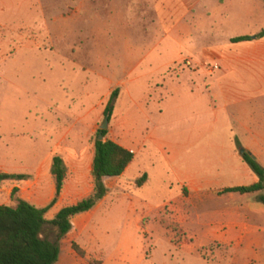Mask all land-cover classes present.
Segmentation results:
<instances>
[{"label": "rangeland", "instance_id": "rangeland-1", "mask_svg": "<svg viewBox=\"0 0 264 264\" xmlns=\"http://www.w3.org/2000/svg\"><path fill=\"white\" fill-rule=\"evenodd\" d=\"M131 2L0 0V155L7 151L16 173H25L27 180L36 171L23 167L53 156L64 159L67 182L77 162L87 174L110 95L116 88L122 93V85L110 81L132 78L126 79L115 64L120 39L127 35L134 45H147L149 19L156 17L152 9L143 14ZM103 35L114 42H102ZM149 72L144 69L137 75L141 79L129 85L134 97L118 99L106 137L129 146L138 157L142 154L127 177L105 180V201L72 219L71 231L59 242L58 264H218L214 255L220 240L214 227L239 231L249 226L242 236L256 240L255 228L264 225V205L257 202L264 191L219 199L223 187H207L199 194L198 186L181 182V171L215 175L221 164L226 171L233 166L231 160L221 161L232 155L233 145L218 133L221 123L210 111L203 76H193L185 65L163 75ZM194 82L197 93L192 97L187 87ZM211 131L216 134L201 135ZM150 133L158 144L177 149L176 158L169 160L147 143ZM217 145L222 153L215 151ZM248 155L264 168V155ZM249 171L252 177L232 169L225 178L244 182L235 186H250L259 178ZM144 175L146 182L137 186ZM222 208L233 210L222 213ZM43 236L58 241L51 225ZM73 243L93 253L79 258ZM172 243L188 247L181 250Z\"/></svg>", "mask_w": 264, "mask_h": 264}, {"label": "crops", "instance_id": "crops-1", "mask_svg": "<svg viewBox=\"0 0 264 264\" xmlns=\"http://www.w3.org/2000/svg\"><path fill=\"white\" fill-rule=\"evenodd\" d=\"M128 1H132L135 9L143 14L147 12V9H152L156 17L149 19L148 24L152 29L149 41L144 42L148 43L147 45H134L129 36L121 37L120 41L123 43L120 50L121 55L118 60H115V64L126 79L132 78L128 82L119 81L114 84L110 81V83L122 85V93L119 98L121 99L124 95L128 98L134 97L129 85H135L141 79L137 75L143 73L144 69L145 71L149 69V74L161 73L163 75L185 65L193 76H203L210 111L221 123L218 133L224 134L233 145V148L229 150L232 155L227 159L222 158L221 161L225 163L231 160L233 166L226 167L228 169L226 171L221 164L222 167L217 168L215 175L200 172L184 174L181 171L180 178L182 183L198 186L199 194H202L207 187H223V197L219 199L226 197L232 199V195L226 194L224 191L228 188L241 187L235 185H242L244 182L227 181L225 176L234 169L239 170L242 177H252L249 171V168L251 170L252 168L246 162L244 155L251 154L256 159L259 158L257 155H264V36L257 38L264 31V2L261 0ZM24 8L29 9L30 4H26ZM147 13L149 14V12ZM195 32L197 36H195ZM241 37H252L253 39L233 42L234 39ZM101 40L102 42H114L111 40V35H103ZM107 47L105 46L104 49ZM105 51L101 52L102 57L106 56ZM216 64L219 65V69L212 72L208 71L209 68L205 66ZM171 78L173 80L174 76ZM167 86L170 88V85ZM195 87V82L187 87L192 97L197 93ZM167 95L173 96L174 94L167 92ZM187 95L191 99L190 94ZM202 95H205V92H202ZM213 134L216 132L201 133L203 136ZM110 140L116 142L114 139ZM146 142L157 147L166 156L168 155L169 160L176 158L177 149L174 147L168 149L163 144H158L159 141L153 133H150ZM116 143L135 155L134 161L121 176L124 178V176L127 177L142 153L139 152L138 157L135 150L129 146ZM221 146L217 145L215 151L222 153L224 149ZM237 148L243 160L237 157ZM75 154L80 160V151ZM54 157L42 158L40 161L34 162L31 167H23L24 171L31 168L36 171V176L30 177L28 180L14 181V183L13 181L0 182V191L2 192L0 193L2 194L0 195V206L12 205V191L14 188H18L20 195L17 198L28 201L38 208L47 207L54 200L56 194L52 176ZM94 157L95 147L87 160L86 175L81 172L82 168L79 169L82 162L76 163L77 168L73 178L66 182L59 201L48 212L47 220L52 221L63 208L73 206L93 193ZM15 169L12 156L7 151L2 153L0 155V174L20 175L16 173ZM21 175L26 174L22 173ZM220 210L222 213L225 211L230 213L233 208ZM262 227L255 228L257 231L254 234L256 240H253V237L242 236L247 234V230H251L249 226H243L239 231L236 227H229L227 230H224L223 227L219 229L214 227V232H218L215 233V239L220 240L214 255L216 262L218 264H264V225ZM220 229L224 231L222 232ZM172 244L181 250L188 247V245ZM77 245L86 253L85 258L82 259H86L93 253L85 247ZM201 247L203 246L201 245Z\"/></svg>", "mask_w": 264, "mask_h": 264}, {"label": "trees", "instance_id": "trees-1", "mask_svg": "<svg viewBox=\"0 0 264 264\" xmlns=\"http://www.w3.org/2000/svg\"><path fill=\"white\" fill-rule=\"evenodd\" d=\"M264 2V0H261ZM264 36V31L257 38ZM252 37H241L233 42L252 40ZM120 96V88H116L110 95L104 110L105 118L112 120L116 104ZM109 131H99L95 142V157L93 162V193L79 203L63 208L52 220H47L48 212L57 204L68 179V169L61 156H55L52 164V176L55 182L56 194L54 200L45 208H38L28 201L17 198L18 188L12 191V205L0 206V264H58L60 257L59 242L66 238L72 229V219L75 216L92 211L99 202L108 195L105 184L106 178H119L134 161L135 155L130 150L116 142L106 139ZM103 134L104 140L99 137ZM246 162L257 174L259 181L250 186L228 188L226 194H254L264 191V168L248 154L244 155ZM26 175L0 174V182L25 181ZM147 180L144 175L137 186H143ZM257 202L264 205V195L257 198ZM46 225L53 226L58 232V241L52 242L44 238ZM73 250L81 258L86 253L76 243ZM92 264H96L92 262Z\"/></svg>", "mask_w": 264, "mask_h": 264}, {"label": "water", "instance_id": "water-1", "mask_svg": "<svg viewBox=\"0 0 264 264\" xmlns=\"http://www.w3.org/2000/svg\"><path fill=\"white\" fill-rule=\"evenodd\" d=\"M109 123H110V120L108 118H106L105 121H104V124L101 127V131L108 130ZM99 140L100 141L104 140L103 134L100 135ZM241 153H244V151H241Z\"/></svg>", "mask_w": 264, "mask_h": 264}, {"label": "built area", "instance_id": "built-area-1", "mask_svg": "<svg viewBox=\"0 0 264 264\" xmlns=\"http://www.w3.org/2000/svg\"><path fill=\"white\" fill-rule=\"evenodd\" d=\"M207 68H209V71L212 72V71H215V70H218L219 69V65H205Z\"/></svg>", "mask_w": 264, "mask_h": 264}]
</instances>
